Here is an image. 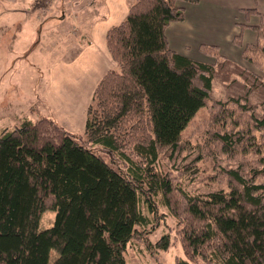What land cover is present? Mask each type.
I'll return each instance as SVG.
<instances>
[{"label": "trees", "instance_id": "trees-1", "mask_svg": "<svg viewBox=\"0 0 264 264\" xmlns=\"http://www.w3.org/2000/svg\"><path fill=\"white\" fill-rule=\"evenodd\" d=\"M198 2L135 0L110 27L117 68L97 84L83 132L41 117L0 133V264H126L127 245L149 224L142 207L157 215L159 198L178 220L187 259L176 264H264V117L247 97L213 104L194 161L238 159L222 171L228 191L194 196L157 166L162 152L187 149L182 134L212 99L217 65L174 51L167 38L185 20L181 3ZM254 29L259 42L264 33ZM201 50L222 57L217 46ZM49 210L54 224L40 231ZM170 242L166 235L154 247Z\"/></svg>", "mask_w": 264, "mask_h": 264}, {"label": "crops", "instance_id": "crops-1", "mask_svg": "<svg viewBox=\"0 0 264 264\" xmlns=\"http://www.w3.org/2000/svg\"><path fill=\"white\" fill-rule=\"evenodd\" d=\"M67 1L69 2L64 1L62 6L59 5L54 9L59 11L58 16L63 15V19H55L56 23L44 25L46 21L41 22V20L47 18L56 5V1L53 2L52 7H49L50 9H43L40 5L42 2L38 1L30 12L17 4V0H0V133L5 129H14L24 120L36 121L41 117L53 118L71 132L74 129H80L78 127H81L80 132H83L90 98L97 84L107 71L117 68L108 50L106 35L110 27L121 23L126 18L135 0ZM86 2H88L87 5L89 4L87 7ZM254 2L259 3V0ZM204 3L207 5L205 9L202 5ZM217 4L215 0H199L196 4L181 3L186 11L185 20L169 25L167 38L170 47L197 62L198 56L199 59L201 56L203 61L199 62L205 63H208L209 54L201 51V45L217 46L221 54H232L235 45L230 43L234 38L232 35L234 31H229L231 28L224 29L218 26L217 32L212 35L209 33L207 37L209 19L214 16L215 6L220 9L215 15L224 13L222 11L224 6ZM238 4L239 1H235L225 7L229 11H232L231 9L235 11L237 5V9L240 10ZM260 7L252 8H257L260 12L262 10ZM193 8L197 11L191 13ZM75 9L81 10L79 17ZM88 9H92L91 15L90 13L87 15ZM69 12L71 21L68 20L70 16L66 15ZM35 19L39 20V23ZM232 20L238 22L235 16ZM216 26L217 23L211 25V29ZM219 30L221 31L218 36ZM245 31L243 36L246 35ZM53 33L75 34L79 44L87 43L89 46L83 49L81 55L77 54L75 61L71 56L68 58V65L62 64L63 69L58 71L63 74L69 73L67 78L56 81L54 68L56 69L58 62L54 63L48 83L41 88L40 67L43 66L42 62L49 54L48 34ZM53 57L55 58V55ZM61 59L63 62L67 57L63 56ZM83 62L84 64L92 63V65L89 66L86 76L81 78L78 65ZM73 73H76L77 80ZM79 80L82 81L80 85ZM76 81L77 84H74Z\"/></svg>", "mask_w": 264, "mask_h": 264}, {"label": "rangeland", "instance_id": "rangeland-1", "mask_svg": "<svg viewBox=\"0 0 264 264\" xmlns=\"http://www.w3.org/2000/svg\"><path fill=\"white\" fill-rule=\"evenodd\" d=\"M38 1L42 2L40 5L43 6V9L52 7L53 2L56 1V5L54 4L55 6L51 9L47 18L41 20V22L46 21L44 25H48L52 22L53 24L56 23L55 19L62 20L63 15L58 16L59 11H55L54 9L59 5L62 6L64 1L66 3L69 2L67 0H17V4L25 8V10L30 11ZM235 1H239L238 6L240 5V10L237 9L236 5L235 11L233 9L229 11L225 5L233 4ZM254 1L257 0H215V2L218 3L217 5L224 6L222 9L224 13L215 15L216 11L220 10L217 8L218 6H215L216 11L214 9V16L209 19L207 37H209V33L212 35L217 32L218 26L224 29L231 28L229 31H234L232 35L235 41L233 38V41H230V43L235 46L232 49V54L226 53L230 57L223 54L222 57L213 54L209 55L207 58L209 64L217 65L218 72L213 79L211 101L207 107L202 108L197 113L182 134V139L186 142L185 148L187 147V149L176 153L164 151L160 155V160L157 164L158 168L165 173L171 174L173 178L175 177L180 187H183V189L194 196L208 195L211 192L220 190L228 191V180L222 171L224 169L236 168L239 165L238 159H235V157L228 158L225 154L218 155L216 158L210 156L209 158L199 159L194 162L200 155L199 150L205 146L208 141L211 125L210 117L212 116L211 107L213 104L218 101L228 103L233 97L239 98L245 96L248 98V102L256 109L258 116L261 118L264 117V37L258 42V32L254 29L256 26L261 27L264 33V0H259L261 5ZM87 3L88 2L85 3L86 7L89 5H87ZM202 5H204L203 9L207 6L206 3ZM254 6H261L262 10L259 12L257 8H253L256 9L257 12H249V15L246 14L248 13L247 11ZM196 11L197 10L193 8L191 13ZM75 12L78 17L81 15V10L78 11L75 9ZM86 12L87 15L88 13L91 15L92 9H88ZM66 15L70 16L68 20L71 21V13L69 12ZM234 16L237 18L238 22L232 20ZM35 20L39 23V20ZM216 23V28L211 29V25ZM241 26H244L245 29L243 30ZM250 29L251 31H248ZM220 31L221 30L217 33L218 36ZM244 31L246 35L243 36ZM238 36L241 37L238 38ZM48 37L49 54L48 57L43 60V66L40 67L39 81L41 83V88H44V85L48 83V77H51L49 74L53 71H51V68L54 63L58 62L56 63V69L54 68L56 72V81L67 78L69 73L63 74L58 71L59 69H63L61 68L62 64H67L69 62L68 58L71 56L73 61H75L77 54L80 53L81 55L83 49L89 46L87 43L79 44L78 39L75 38V34L66 33L56 35V33H53L48 34ZM250 44H259L260 48L249 49L247 47ZM69 47L71 48L69 49ZM194 52L196 53L197 51ZM204 54L207 53L205 52ZM53 55H55V58ZM63 56L67 57V59L61 62ZM197 60L203 61L201 60V56L200 59L198 56ZM224 60L225 62L222 64ZM91 65L92 63H79V77L82 78L86 76L88 68ZM73 74L77 80L76 73ZM81 82L82 81L79 80V85ZM74 84H77V81ZM90 99L91 104L92 98ZM78 128L80 129H74L73 132H80L81 127ZM191 168H193L195 172L191 171ZM158 201L159 208L157 215H151L146 205H143L142 209L144 214L148 216L149 224L142 228V231L146 233L145 235L140 239H132L127 245L125 253L126 264H176L178 259H187L184 247L178 236V220L170 214L169 210L162 203L161 198H159ZM55 217L56 213L54 211H46L41 217L39 230L42 231L53 226ZM166 235L170 236L171 242L169 249L166 251L156 249L154 245ZM56 256L57 254L53 250L51 252L50 262H53ZM191 264L205 263L198 260L191 261Z\"/></svg>", "mask_w": 264, "mask_h": 264}]
</instances>
